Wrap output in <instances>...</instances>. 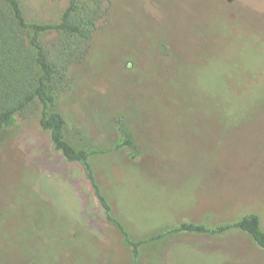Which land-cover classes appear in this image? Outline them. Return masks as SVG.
I'll return each instance as SVG.
<instances>
[{"label":"rangeland","instance_id":"374dc122","mask_svg":"<svg viewBox=\"0 0 264 264\" xmlns=\"http://www.w3.org/2000/svg\"><path fill=\"white\" fill-rule=\"evenodd\" d=\"M68 1L25 0L26 15L56 21ZM109 4L53 109L69 142L105 151L94 169L113 215L134 239L248 211L264 226V0ZM116 109L143 150L136 160L113 149ZM40 113L31 105L0 147V264H132L82 164L53 148ZM137 263L264 264V250L238 229L172 233L143 244Z\"/></svg>","mask_w":264,"mask_h":264},{"label":"trees","instance_id":"16d2710c","mask_svg":"<svg viewBox=\"0 0 264 264\" xmlns=\"http://www.w3.org/2000/svg\"><path fill=\"white\" fill-rule=\"evenodd\" d=\"M109 3L110 0H69L58 20L39 22L28 19L25 0H0V147L13 135L20 116L38 102L41 105V128L48 132L53 148L67 161L82 164L106 219L119 226L124 241L130 246L132 264H138L137 259L143 244L172 233L217 235L238 229L251 236L256 246L264 250V226L256 211H248L214 224L183 221L139 239L132 238L125 225L113 215L112 206L97 179L91 161L93 155L105 151L91 147L77 148L69 142L65 136L67 120L59 111L53 109L67 80L70 65L86 57L94 30L110 11ZM50 33L57 34L59 40L46 46L42 36ZM73 37L77 46L68 49L67 41ZM169 54L170 52L160 56L161 61L169 59ZM168 71L160 72L158 76L166 77L165 73ZM109 102L104 101L105 109L109 108ZM166 103L173 105L170 100ZM114 111L119 116L116 126L118 136L113 149H122L129 159L136 160L143 154V150L126 120V115L119 114L117 109ZM163 135L164 133L161 137Z\"/></svg>","mask_w":264,"mask_h":264},{"label":"crops","instance_id":"0c3cea01","mask_svg":"<svg viewBox=\"0 0 264 264\" xmlns=\"http://www.w3.org/2000/svg\"><path fill=\"white\" fill-rule=\"evenodd\" d=\"M95 157H97V158H101V157H102V158H105V157H104V154H96V155H93V156L91 157V161H92L93 165H95L94 162L97 163L96 160L94 159ZM105 159H106V158H105ZM106 160H107V159H106ZM103 191H104L105 194L107 193L106 190H103ZM106 196H107V195H106Z\"/></svg>","mask_w":264,"mask_h":264}]
</instances>
